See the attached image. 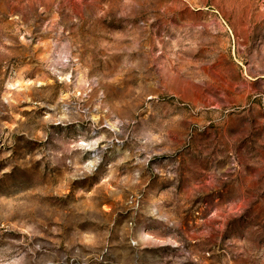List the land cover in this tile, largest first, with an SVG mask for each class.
I'll return each instance as SVG.
<instances>
[{
	"label": "rangeland",
	"instance_id": "1",
	"mask_svg": "<svg viewBox=\"0 0 264 264\" xmlns=\"http://www.w3.org/2000/svg\"><path fill=\"white\" fill-rule=\"evenodd\" d=\"M0 264H264V0H0Z\"/></svg>",
	"mask_w": 264,
	"mask_h": 264
}]
</instances>
